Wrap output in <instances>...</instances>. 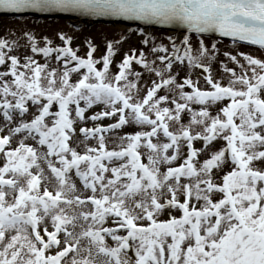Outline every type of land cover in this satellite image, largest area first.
Returning <instances> with one entry per match:
<instances>
[{
	"label": "snow or ice",
	"instance_id": "snow-or-ice-1",
	"mask_svg": "<svg viewBox=\"0 0 264 264\" xmlns=\"http://www.w3.org/2000/svg\"><path fill=\"white\" fill-rule=\"evenodd\" d=\"M0 13L173 26L128 28L99 58L89 38L80 56L63 31L56 45L5 27L0 264H264V0H0Z\"/></svg>",
	"mask_w": 264,
	"mask_h": 264
},
{
	"label": "rangeland",
	"instance_id": "rangeland-1",
	"mask_svg": "<svg viewBox=\"0 0 264 264\" xmlns=\"http://www.w3.org/2000/svg\"><path fill=\"white\" fill-rule=\"evenodd\" d=\"M6 26H12L13 28L17 29V31L21 28V27H26L30 30H32L33 32L36 33L38 38H41L42 36H48L50 38L53 39L54 44L56 45H60V41L58 38H56V33L59 31H63L65 33H67L70 36L74 37L73 40V44L72 47L73 48H77L79 49V51L77 52L78 55L80 56H85L86 55V51H87V47L84 43L85 38H89L95 45L98 46L97 51L94 53V57L99 58L100 56H102L105 52V38L108 39H112V38H119L120 33L122 32H126V30H119L117 27H110V26H106V25H98V24H94V25H90V24H74L70 23L67 20H56L54 19V21H49V20H44V21H36V20H13V19H0V36L4 35V30ZM154 34L160 36V35H167L166 32H158V31H153ZM167 41H165L166 43ZM207 42V41H206ZM225 44L223 43V46H221L222 48H224ZM138 46L137 45V41L136 38L133 37L131 39H129L128 42L124 43L120 49V51L115 55L114 57V63L111 66L112 68V72H116L117 68H116V62H119L122 57H123V53L127 50H129L130 47H135ZM225 50L228 51H232L231 47L226 48ZM240 51L243 52H253L255 50H249L246 48H240ZM24 50L21 49V55H23ZM257 54H259V52H257ZM37 59L42 63L43 62V57H37ZM221 60H225V57H223V55H221L220 57ZM53 66H55V61H53ZM232 66V65H229ZM97 67H101V65H97ZM214 70L216 68H218V65H213ZM137 71H142V69H139L138 66L135 67ZM181 75H184V73H181ZM217 75H219V73H217ZM146 76V74H145ZM73 79H75V77H73ZM224 82H227V79L225 78ZM99 110V109H96ZM91 126V125H89ZM135 130V126L129 128H125L124 132H132ZM31 143V141H29ZM112 143H109V147H112ZM176 215H179V213H176ZM166 217H161V219H165ZM109 226H111V223H109Z\"/></svg>",
	"mask_w": 264,
	"mask_h": 264
},
{
	"label": "water",
	"instance_id": "water-1",
	"mask_svg": "<svg viewBox=\"0 0 264 264\" xmlns=\"http://www.w3.org/2000/svg\"><path fill=\"white\" fill-rule=\"evenodd\" d=\"M0 16H7V17H14V14H7V13H0ZM27 16H31V17H34L33 15H27ZM35 16H40V15H35ZM75 15H65V14H61V15H56V16H48V17H46V18H54V17H56V18H58V19H62V20H64V19H70V18H73ZM41 18H44L45 16H40ZM109 19H113V17H109ZM109 19H107V18H103L102 20H100V19H96V21L95 22H99V23H109V24H113V23H115V24H124V23H128V21H123L122 19H120V18H114V20L112 21V20H109Z\"/></svg>",
	"mask_w": 264,
	"mask_h": 264
},
{
	"label": "bare ground",
	"instance_id": "bare-ground-1",
	"mask_svg": "<svg viewBox=\"0 0 264 264\" xmlns=\"http://www.w3.org/2000/svg\"><path fill=\"white\" fill-rule=\"evenodd\" d=\"M115 27H117L119 30H121V31H123L124 29H126L127 27H122V26H115Z\"/></svg>",
	"mask_w": 264,
	"mask_h": 264
}]
</instances>
